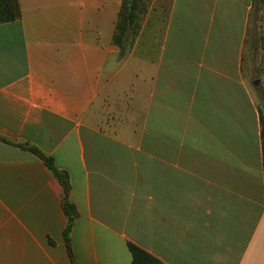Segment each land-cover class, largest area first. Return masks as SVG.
<instances>
[{"label":"crops","instance_id":"0c3cea01","mask_svg":"<svg viewBox=\"0 0 264 264\" xmlns=\"http://www.w3.org/2000/svg\"><path fill=\"white\" fill-rule=\"evenodd\" d=\"M254 0H173L162 42L114 43L122 0H20L0 23V264H264Z\"/></svg>","mask_w":264,"mask_h":264},{"label":"rangeland","instance_id":"374dc122","mask_svg":"<svg viewBox=\"0 0 264 264\" xmlns=\"http://www.w3.org/2000/svg\"><path fill=\"white\" fill-rule=\"evenodd\" d=\"M127 1L135 2L134 20L127 25L121 48L127 51L136 47L133 60H139L143 58L144 53H156L157 45L162 42L164 36L173 0ZM146 44L152 45L153 49L149 52L144 50ZM242 66L244 78L264 117V0L254 1ZM256 79L260 81L258 85L254 84Z\"/></svg>","mask_w":264,"mask_h":264},{"label":"trees","instance_id":"16d2710c","mask_svg":"<svg viewBox=\"0 0 264 264\" xmlns=\"http://www.w3.org/2000/svg\"><path fill=\"white\" fill-rule=\"evenodd\" d=\"M257 1V0H254ZM253 1V5H254ZM259 1V0H258ZM135 2H128L122 0V6L119 12L118 21L116 24V30L113 36V41L118 46L122 47L124 43V37L127 32V25L131 24L134 20L133 8ZM22 16L20 0H0V23L10 22L20 19ZM260 122L262 126V147H263V169H264V117L260 110ZM30 149L38 154L40 158L46 163L54 175L60 180L63 186V209L67 216V225L65 228V239L68 248V252L72 261V264H77L73 249L70 243V231L73 227L74 221L78 216V210L75 204L70 198L71 183L69 175L66 171L56 167L54 158L36 147H30ZM129 249L132 255V264H166L147 250L143 249L139 245L129 242Z\"/></svg>","mask_w":264,"mask_h":264},{"label":"water","instance_id":"95a60500","mask_svg":"<svg viewBox=\"0 0 264 264\" xmlns=\"http://www.w3.org/2000/svg\"><path fill=\"white\" fill-rule=\"evenodd\" d=\"M259 83H260V81H259V80H257V79H256V80H254V84H255V85H258Z\"/></svg>","mask_w":264,"mask_h":264}]
</instances>
